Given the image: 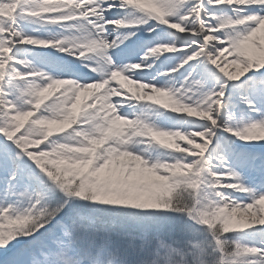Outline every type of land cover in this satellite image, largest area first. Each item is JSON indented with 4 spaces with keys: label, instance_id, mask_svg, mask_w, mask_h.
<instances>
[{
    "label": "snow or ice",
    "instance_id": "obj_1",
    "mask_svg": "<svg viewBox=\"0 0 264 264\" xmlns=\"http://www.w3.org/2000/svg\"><path fill=\"white\" fill-rule=\"evenodd\" d=\"M0 264H264V0H0Z\"/></svg>",
    "mask_w": 264,
    "mask_h": 264
},
{
    "label": "bare ground",
    "instance_id": "obj_2",
    "mask_svg": "<svg viewBox=\"0 0 264 264\" xmlns=\"http://www.w3.org/2000/svg\"><path fill=\"white\" fill-rule=\"evenodd\" d=\"M126 88H130L132 91H141L140 89H137L134 85H130L127 82H124Z\"/></svg>",
    "mask_w": 264,
    "mask_h": 264
}]
</instances>
